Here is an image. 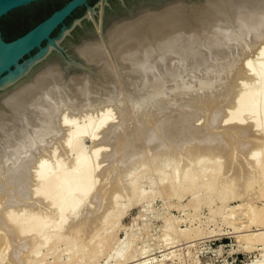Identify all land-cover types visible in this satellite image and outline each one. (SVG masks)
Returning a JSON list of instances; mask_svg holds the SVG:
<instances>
[{"label":"bare ground","instance_id":"obj_1","mask_svg":"<svg viewBox=\"0 0 264 264\" xmlns=\"http://www.w3.org/2000/svg\"><path fill=\"white\" fill-rule=\"evenodd\" d=\"M106 1L99 3L98 34L81 36L78 41L58 40L26 68L19 67L0 79V193L5 189L9 192L5 184L10 179L17 187L15 190L24 196L28 190L27 178L33 173L34 190L27 195H32L40 204L25 201L32 206L23 207L24 203L21 207L18 203L27 198L21 199L19 195L17 199L21 201H13L3 221L1 217L0 225L6 230L2 232L8 233L5 234L8 237L3 239L0 231L3 239L0 249L5 245L6 248L17 246L15 251L10 250L17 259L11 258L9 264H60L58 259H63V253L71 252L68 249L77 243L84 251L87 249L91 260L98 257L109 238L105 235L101 241L98 237L113 220L123 216L125 211L119 208L122 201L130 207L142 198L145 182L153 187L154 195L165 197L170 206L192 197L189 203L194 205H190L193 215L207 195L216 194L223 208L232 201L242 202L224 213V218L232 222L247 248L253 250L257 245L264 253V203L258 206V201L264 202V0H162L138 7L135 12L120 14L109 25L104 24ZM88 15L96 16V12L89 10ZM32 41L0 59V75L18 61ZM55 46L66 49L68 57L57 55ZM214 91L227 94L222 97L231 93L235 97L227 98L228 101L223 98L225 102H222L221 93L216 92L217 104ZM207 94L213 95L208 99L213 98L214 107L220 110L225 108L222 103L228 102L223 117L219 118L220 112L216 118L219 132L209 126L217 133L208 132L205 126V131L199 133L196 127L193 132L181 124L182 127L167 128L172 140H167L171 138L168 133L165 141L150 135L157 129L158 125L153 124L157 121L154 122V117H160L158 112L163 111L162 115L159 113L161 117L167 115L164 113L169 110L167 107L164 111L167 104H177V99L187 98L189 103V97L193 96L201 98L202 103ZM117 105L123 108L118 111ZM213 105L208 103L209 109L213 110ZM127 107L140 119L138 122L143 119L141 123L135 119L139 128L149 115L148 119H152L146 121L154 122L152 127L156 129H150V134L147 132L148 138L147 134L144 136L146 142L153 141L147 146L150 148L140 146L142 140L138 143L141 148L145 147L144 152L137 151L138 144L133 142L139 139L143 129L140 131L136 126L141 135L135 134L139 136L134 138L132 134L131 141L123 137L126 132L122 136V128H115L119 123L115 116L120 112L125 114ZM185 109L181 113L191 112L188 114L192 118L194 109L187 112ZM202 111L206 114L195 111L193 119L200 114L204 115L201 118L206 117L207 110ZM210 116L207 120H211V126L214 117ZM170 117L171 114L169 121ZM180 120L181 117H175L172 122ZM132 123L125 124L130 130L133 126L134 132ZM152 133L159 135L156 131ZM119 134L121 137L117 138L130 144L124 143L126 147L118 148L122 141L116 139ZM110 139L119 143L117 148H111L115 142L109 144ZM169 141L173 142L168 145H173L168 146ZM121 156H125L123 161ZM115 157L118 168L114 165ZM113 165L114 173L109 170L113 173L110 176L107 171ZM255 190L258 201L245 203ZM12 198H6L9 200L6 203ZM176 227L175 223L167 225L174 233H177ZM75 254L69 264L88 263ZM127 254L126 249L119 247L116 264L123 258L129 260ZM50 257L53 263H49Z\"/></svg>","mask_w":264,"mask_h":264},{"label":"rangeland","instance_id":"obj_2","mask_svg":"<svg viewBox=\"0 0 264 264\" xmlns=\"http://www.w3.org/2000/svg\"><path fill=\"white\" fill-rule=\"evenodd\" d=\"M69 1L70 0H42V1L35 2L33 4H30L28 6H25V7L19 8V9H16V10L8 13L7 15L3 16L0 19V28H1V31H2L3 38L7 42H11V41H14V40L22 37L23 35L28 33L30 30L35 28L37 25L42 23L44 20L49 18L54 12H56L59 9H61ZM100 1L101 0H88V3L86 5H84L83 7L79 8L71 17H69L65 21V26L71 27L75 20L83 18L86 14H88L89 8L90 7L94 8L97 4L100 3ZM100 12H101L100 9H98L96 11V16L90 17V28H92V30L96 34H98L97 25H98V21H99L98 18H99ZM62 28H63V26L60 27L59 29H57L51 35V37L52 38L60 37L61 33H62ZM46 45H47V42H44L42 44L43 47H45ZM37 52H38V49L33 50L30 54L26 55L23 59H21L19 61V63L22 64L25 61L30 60L32 57H34L37 54ZM61 55H62V57L64 59H66L68 57L66 49H64L61 52ZM214 92H215V94L213 92L212 93L214 94V97L216 98L218 92L217 91H214ZM220 93H218V95ZM224 94H226V93H224ZM224 94L221 93L220 96L221 95L224 96ZM231 94L230 95L228 94L227 97H222L221 96L222 98L220 97V99H221L220 101L225 102V100L228 101V99L231 96L235 97V95L233 93H231ZM207 95H209V96L207 97ZM207 95L202 97V100L204 99V97L205 98L207 97V99H204V101L206 103L204 101H203L204 103L202 102L204 105L202 103H200L201 102V98H197L196 96H195L196 98L193 96L195 98L193 100H192L193 97H189V100H190L189 103L190 104L187 102L188 98H187V100H184V99L182 100L181 99L179 101L177 99L176 100L177 102L174 101V99H173L172 101L176 102L177 104H174V103L171 104L170 103L171 105L167 104L168 106L164 107V111H165V109L167 107L169 108V110H168L169 113H168V111L164 112L167 115H165L163 113L164 117L163 116L162 117L164 119L161 117V115H162L161 111L162 110L160 112H158V114H157L160 117H154L155 118L154 122H155V120H157V121L155 122V124H153L154 122L152 124L154 125V127H156V125H158L157 129L152 127V124H150V123H148V121H146L148 118L151 117L150 115L145 120V122H143V123H145V124L148 123L147 126L150 124L151 127L148 126V127H150V128H148L146 125L144 126V124L142 123V126L140 124L141 127L139 128L138 127L139 124H137V123H141L143 121V119H142L141 122H138V121H140V119L139 118L137 119V118L134 117L133 110L131 109V107H127V110L125 111L126 113L125 114L123 113L124 115L120 112L119 115L115 116L117 118V120H118V121L116 120V123L119 122V123H117L118 127L116 126L115 128L116 129L118 128V130H119V128H120V130L122 128L124 130V132L121 131L122 132V136L126 132L125 135H127V136L124 135L123 137L126 138L125 140H127V138L129 137L128 139L130 140V138H131V141H132V138H133L132 136H134L135 134H140V131L143 129L142 130L143 133L141 131L142 135L140 134L141 136L139 137V139L136 138L139 135L138 136L135 135L134 138H136V139L133 140V142L136 141L137 144L138 143L140 144V142L144 141L143 145L140 144V146H146V149L150 148L151 144H153V141L149 143V142H146L147 139L144 138V136L147 134V132L150 134V129H156V130H152V132L156 131L157 133L159 132L158 134L160 136L162 135L160 137L159 135H156V133L154 134V133L151 132L150 135H152V136L155 135L154 137L157 138L156 140H159V139L163 140L164 138L167 139V136L168 137L172 136L167 131V128H169L170 125H171V127L172 126H174V127H176V126L177 127H182L181 124H183L184 127L185 126L189 127L187 129L192 130V131L195 130L196 127H197L198 130L197 129L196 130L199 133L201 131H205V129H206L207 131L209 130L208 132L211 133V131H212V133L215 134V133L220 131L218 123H216L217 122L216 118L218 119L220 112L222 114H220L221 116L219 118L221 119L223 117V114H225V111L228 108V107L226 108V106H227L226 104L228 102L222 103L225 106L220 104V106H221L220 108H222V106L225 107V108L220 110L219 107L218 108L216 107L217 108L216 109L214 107L215 105H213V104H216V103L218 104L219 103V102H217V100L219 101V97L216 98V100H215L216 103H215L213 98L211 99L213 101L208 99V98H211L213 95L211 94V97H210V94H207ZM232 97H231V99L233 100L234 97L233 98ZM223 98L225 100H222ZM231 99H229V100H231ZM206 100L211 101V103L209 101H206ZM191 101H193V102H191ZM197 101H198L199 104L197 103ZM182 102L188 103L189 107H191L192 110L194 109L193 110L194 112L196 111L195 113H198V111L201 110L202 114L205 115L206 111H204V113H203L202 110H207L208 114L206 115V117L210 116V114L213 115L212 112H214L215 116L214 115L210 116V117H214L213 118L214 121H213L212 118H210V119H212V123H211L212 125L210 126V123H209V122H211V120L210 121L207 120V119H209V117L201 118L204 115L201 116L200 112H199L200 115L199 114H197V115H199L198 117H200V116L201 117L200 118H198V117L194 118L195 120L193 119V116L196 115V114H194V112H192L193 113L192 114V118H191V115L189 116V114L191 112L190 113L188 112L189 114L188 113L183 114L184 112L181 113L182 110L185 109V108L188 109V110L185 109L186 112L187 111H192L189 107H187L188 105L186 103H182ZM191 103H193L195 105L197 104L199 106L198 107H196L194 105L191 106ZM208 103H209V106H210V104H212L214 109H216L217 112L214 109L213 110L209 109L211 107H208ZM116 104H118V102ZM184 104H186L185 108H184V106H185ZM200 104H202V105H200ZM206 104H207V106H206ZM121 105H122V103H121ZM121 105H117L118 106L117 107L118 111L121 110V108H123L122 107L123 105L122 106ZM173 105L175 107H173ZM176 106L183 107V108L179 109L178 107L176 108ZM204 106H205L206 109L204 108ZM192 107H194V108H192ZM198 108H199V110H198ZM177 109L179 110V112H178ZM195 109H197L198 111L195 110ZM224 109H225V111H223ZM118 111H116V112L118 113ZM208 111H212V112H210V114H209ZM170 114H171L170 119L172 118L171 121H169V119H168ZM175 114H176V116H175ZM130 115H131V117H130ZM172 115L174 117H172ZM154 116H156L155 113H154ZM118 117H119V119H118ZM175 117L176 118H180L181 117L180 122H176L178 120V119H176V121H173L174 122L173 123L172 120H174ZM187 117H189V118H187ZM135 119H137V123H136ZM151 119L150 120L148 119L149 122L151 121ZM188 119H191L192 121H190ZM198 119L199 120L201 119V123H200V121ZM134 120H135V122H134ZM186 120H188L190 123L188 121H186ZM131 121L134 122V123H132ZM183 121H186L185 122L186 124ZM204 121H205V124L207 123V125L204 124ZM170 122H171V124H168ZM125 123L127 125L131 124V123H132V125H135L134 126V132H135L136 129H139L140 131L136 130V133L132 132L133 131V126L132 125H131L132 127L129 126V127L132 128L130 130V128H128V126ZM122 124L124 126L126 125L125 126L126 129L128 128L127 131H126V129H124L125 127L123 128ZM195 124L196 125L197 124L198 125H202V126H198V125L195 126ZM214 124H216V125H214ZM189 125H191V126H189ZM193 125H194V127H193ZM136 126H137V128L135 129ZM143 126L146 127V128H144ZM204 126H205V129H204ZM208 126L210 128L213 127V129H215V130L217 129L216 130L217 132L215 130H211ZM201 127H203V128H201ZM162 128H163V130H161ZM190 128H192V129H190ZM158 129H160V130H158ZM128 130H130V131H128ZM137 132H139V133H137ZM167 133H168V135L166 136ZM132 134H134V135H132ZM149 134H147L146 137L150 136ZM118 136H120V134L116 136V139L122 140V139H120L121 136L119 138H117ZM142 136H143L144 140L141 139ZM165 139L163 141H165ZM169 139L172 140V137L168 138L167 140H169ZM123 140L121 141V144L123 146L120 144V145H118V148H119V146H120V148H123L125 145H129L130 144V143H125V141L123 142ZM113 141L110 139V143L109 144L112 145L114 143L116 145L113 144L111 148H113L114 146L116 147L117 144H119L116 140H113ZM131 141H129V142H131ZM163 141H161V142H163ZM111 142H113V143H111ZM171 142H173V141H169V142H167V143L165 142V143L168 145V143H171ZM124 143H125V145H124ZM137 144H136V146H137ZM139 144L135 148H137V151L139 150V152H141V151L144 152L146 150V149L144 150L145 147L141 148L139 146ZM144 144H146V145H144ZM162 144H164V142ZM148 145H150V146L147 148ZM169 145H173V144H169ZM46 146H48V145H46ZM86 146L90 147V143L86 142ZM111 148H110V150H111ZM116 148L112 149V150L115 151ZM116 152H118V150H116ZM116 155H117V157H120V156H118V153ZM124 157L125 156L122 157L121 161L124 160L123 159ZM120 159H119V161H120ZM115 160L116 161L114 162V165H116L115 163L117 162V158L116 157H115ZM117 163L119 164V162H117ZM114 165L112 166L113 168H108V171L106 170L107 174H110V176L114 173ZM118 166H120V165H116L115 168H118ZM30 170L33 172V169H30ZM30 170H29V172H30ZM109 170H111V172L113 171V173H111V172L109 173ZM115 170H117V169H115ZM32 172H30V173H32ZM104 174H106L105 171H104ZM30 176H31L30 179L32 180L31 181L32 182V187H31V184L29 183L30 182L29 181V177ZM30 176L27 178L28 179V185H27L28 188L27 189L28 190L30 188L31 189H30V191L27 190L25 195H24L27 199L23 196V193H19L18 190H15L17 187L12 183V180H10V179L6 180L5 188L8 189V187H9V192H8V190L5 189V190H3L4 194L2 192H1L2 194L0 193V199L2 197H4V199L0 200L1 201L0 204H2V205H0L1 206L0 207L1 208L0 209V213H1L0 215H2V216H0V219L2 217V221H3V216L7 212V210H10L12 208L11 205H13V201H14V203L17 200L18 201L16 203L21 201V200H19V197H21V199L22 198L26 199V200L22 199V201H24V202L21 201L20 203H18V204H20L19 206L23 205L25 203V201H26V203H29V202H31L32 204L33 203L34 204L37 203L36 204L37 206L40 205L38 202H36L38 200H36V199L34 200V197H32L33 198V200H32V198H31L32 195L31 196L27 195L28 192H30L31 194L33 193V191L31 192V190L32 189L34 190V184H35L34 179H33V173L30 174ZM105 178H107V177H105ZM11 187L12 188L16 187V188L11 189ZM142 187H143L142 188V192H143L142 198L139 201H137L135 204H133V206H130L131 208L129 207V205H127L128 204L127 202L122 201L120 203V205H119V208L125 211L123 216H121L119 218V220H113L112 223L109 225V227L106 229L105 233L103 232L102 236L98 237L99 239L101 237L102 238L105 237V235H108V237H109L108 238V242H106L107 244L104 243L103 246L101 245L102 248L104 246L105 247L103 249L100 248L101 252H100L98 257L93 258L91 260L90 255L88 256L86 254L88 252L87 249H85V251H84V248L82 246H79L80 244L77 243V244H73L72 245L73 247L71 246L69 249L66 248L65 250L68 249V250H71V252H66L65 251V253H63V255L61 257L63 259H58V262H60V264H69L68 261L76 253L75 255H78L77 256L78 258L83 259V261L84 260L88 261V263H84V264H116L118 260L115 257L117 256V250L119 249V247H121L122 249H126V251L129 254V255L128 254L126 255L127 256L126 259H129L131 261L129 262V260H125L123 258V259H120L118 264H139V263H141L143 261H146L147 262L146 264H262V262H264V253H262L260 251V249H259L260 246L255 245L254 246L255 249L253 248V250L247 248L246 247L247 243L244 240L239 239L238 236L240 234H238L235 231V229L233 228V225H231L232 222L230 220H226L224 218V213L230 212V210H231L230 208L237 207V206L243 204L242 202H240V201H232V202H230V204H227L225 208H223L224 206L220 205L222 203H221V201L218 198H216V194H211V196L207 195V196H205L203 198L202 204H201L200 209L198 210V212L193 215V213H192L193 207L192 206H194V205L189 203V202H191L192 197H188V198H186V199H184L183 201H180V202H176L175 201L173 206H170V202L165 197H161V196H158V195L156 196V195L153 194V192H154L153 191V187L151 185H149L148 182H145L142 185ZM12 190H14L15 193ZM5 193H6V195H5ZM12 194H14V196L16 198H12V196H13ZM1 195H3V196L1 197ZM7 195L8 196L11 195V196L8 197ZM250 195L253 198L250 197V199H249V197H248V200L247 201L245 200V203H247L248 201H251V200L253 201V202L251 201L252 203H255L256 201H258V194H257L256 190L253 193H250L249 196ZM5 196H7V197H5ZM17 196H19L18 199H17ZM212 196H213V198H212ZM6 198H8V199L12 198L13 200H10V202L12 201V204H10V202L6 203V201H5V200H7ZM28 198H29V201H27ZM210 199L214 200V201L211 200L213 202V204H212V202H210L211 204H209ZM7 201H9V200H7ZM207 201H208V203H205ZM108 202H110V201L108 200L107 204H108ZM26 203L23 205V207H26V206L29 207V205L32 206V204H26ZM178 203H180V204H178ZM263 203L264 202L258 201V206L262 207ZM7 204H8V208L6 207ZM105 204H106V202H105ZM190 205H192V206H190ZM107 206H109V205H106V207ZM104 207H105V205H104ZM4 208H6V210ZM182 210H185V212L187 214H182V212H184ZM219 210H221V211H219ZM102 211H101V213H102ZM116 213H117V211L115 212V214ZM191 213H192V215H191ZM176 219L179 222H177ZM2 221L0 220V223ZM168 223L169 224H171V223L174 224L175 223V225L177 226L176 227L177 228V230H176L177 233L176 232L174 233V232H172V231L167 229V225H169ZM0 226H1L0 229H2L0 231L2 232L4 228H3L2 224ZM186 232H188V233H186ZM5 234H6L5 232H2V234H1L2 237H5L3 239H6L8 237V236L6 237V235L8 233L6 235ZM1 235H0V237H1ZM3 235H5V236H3ZM98 238L95 241L96 243L99 240ZM102 238L100 239L101 241L103 240ZM167 238H168V241H166ZM3 239H0V240H3ZM160 239H161V241H160ZM167 242H169V243H167ZM16 248H17V246L14 247L13 245H11V247L9 246L8 248H6V245H5L3 247V249H0L1 250V252H0V264H9V262H11L13 259L14 260L17 259V258H15L16 257L14 255L15 253L14 252L11 253V251H13V250L15 251ZM62 248H63L62 250H64L65 246L63 245ZM77 248H78V250H80L79 252L76 251ZM73 249L75 250L74 251L75 253L73 252L74 254H72ZM147 250H148V253L149 252H152V253L151 254L149 253V255H147L148 254ZM141 252L144 253V254L146 253L147 256L145 255V256H141L140 257L139 255H141V254H139V253H141ZM10 254H13V256L11 257ZM2 256H4L6 258V259L4 258L5 260H3V261H2L3 258H1ZM11 258H13V259L11 260ZM121 260H123V261H121ZM53 262H54L53 258L50 257L49 258V263H53Z\"/></svg>","mask_w":264,"mask_h":264},{"label":"water","instance_id":"obj_3","mask_svg":"<svg viewBox=\"0 0 264 264\" xmlns=\"http://www.w3.org/2000/svg\"><path fill=\"white\" fill-rule=\"evenodd\" d=\"M39 1L42 0H0V19L16 9ZM161 1L162 0H124V2H121L120 0H107V4L104 5V10L106 11L104 16V24L109 25L112 18H115L120 14H129L131 12H135L136 8L138 7L140 8L147 4L159 3ZM87 3L88 0H70L61 9L54 12L49 18L44 20L28 33L11 42H7L3 38L0 28V59L10 55L12 52H17L19 49L25 46L26 42L33 40L31 45L22 52V55L18 58V61L1 73L0 79H3L5 76L17 70L19 67L26 68L35 59L40 58L42 54H46L49 47L55 45V42L58 40L68 38L69 40L72 39L73 41H78L81 36L96 35L92 28H90V17L88 14H86L81 19L75 20L71 27L65 26V21L79 8L83 7ZM99 6L100 4H97L94 8L90 7L89 10L91 12H96L99 9ZM62 26L63 28L61 36L58 38H52L51 35ZM68 31H70L69 35L66 34ZM44 42H47L45 47L42 46ZM55 47V53L57 55H61V52L64 50V48H59L57 46ZM35 49H38V52L34 57L22 64L19 63L21 59H23Z\"/></svg>","mask_w":264,"mask_h":264}]
</instances>
